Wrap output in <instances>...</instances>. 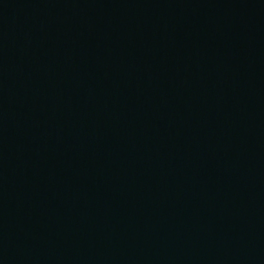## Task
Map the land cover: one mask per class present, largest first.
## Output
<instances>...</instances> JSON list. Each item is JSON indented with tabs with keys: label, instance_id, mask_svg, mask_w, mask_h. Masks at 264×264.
I'll return each instance as SVG.
<instances>
[{
	"label": "water",
	"instance_id": "95a60500",
	"mask_svg": "<svg viewBox=\"0 0 264 264\" xmlns=\"http://www.w3.org/2000/svg\"><path fill=\"white\" fill-rule=\"evenodd\" d=\"M0 264H264V0H0Z\"/></svg>",
	"mask_w": 264,
	"mask_h": 264
}]
</instances>
